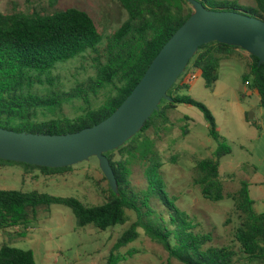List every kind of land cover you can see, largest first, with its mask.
<instances>
[{
	"label": "trees",
	"instance_id": "obj_1",
	"mask_svg": "<svg viewBox=\"0 0 264 264\" xmlns=\"http://www.w3.org/2000/svg\"><path fill=\"white\" fill-rule=\"evenodd\" d=\"M126 12V19L106 37L98 32L92 17L82 9L67 8L51 14L18 12L0 13V128L15 132L63 135L91 127L109 117L131 93L143 77L150 63L174 32L188 19L192 10L186 0H116ZM207 9L234 11L264 21L263 0L239 7L234 1L198 0ZM215 8V9H214ZM237 47L211 42L198 48L188 64L199 70L207 85L217 79L219 64ZM91 52L95 74L77 83L68 91L55 85L52 71ZM248 70L242 75V85L256 93L264 109V64L248 55ZM44 93H39V89ZM108 93L96 107L89 106L91 98L101 91ZM180 84L167 91L172 102L162 100L159 110L153 112L133 138L105 156L117 182V194L107 188L104 201L88 206L75 198H58L35 191L0 190V231L19 228L17 236L34 218L38 207L51 205L68 207L76 218L78 228L88 225L106 231L128 221L127 211H133L137 220L124 231L114 244L107 264H118L114 252L135 242L140 233L159 244L169 258L178 264H237L239 256L250 264H264V212L257 213L249 197L247 183L231 197L235 201L238 225L233 241L237 248L214 247L210 234L197 233L195 225L180 211L174 200L168 198L160 174L163 163L153 139L142 134L153 126V117L167 119V113L183 104L198 108L208 123V136L216 143L212 158L195 161L194 183L204 199L219 202L224 199L219 181V160L230 154L216 130L210 111L201 103L179 96ZM74 100L87 107L77 116L59 115L65 105ZM42 119L38 118V115ZM187 132V131H186ZM115 156H118L115 159ZM0 163L21 165L24 171L39 170L42 175L57 174L66 168H45L0 160ZM144 166L146 190L140 194L131 188V167ZM105 180V178L103 177ZM157 198L167 208V222L152 216L147 203ZM146 208L147 212H142ZM236 249V250H235ZM0 264H35L31 250H20L9 245L0 246ZM170 264V263H167Z\"/></svg>",
	"mask_w": 264,
	"mask_h": 264
},
{
	"label": "rangeland",
	"instance_id": "obj_2",
	"mask_svg": "<svg viewBox=\"0 0 264 264\" xmlns=\"http://www.w3.org/2000/svg\"><path fill=\"white\" fill-rule=\"evenodd\" d=\"M218 1H234L241 8L252 4L251 0ZM67 8L87 12L102 37L115 31L126 19V12L116 0H0V13L4 14H53ZM208 9L212 10V7ZM217 9L225 11V8ZM93 56L88 52L58 65L51 73L56 87L68 91L93 76ZM248 64V54L236 49L219 64L214 83L207 85L199 70L191 64L187 65L175 82L181 86L179 96L189 97L210 111L217 134L231 149L230 154L219 160V181L224 194L222 201L204 199L199 186L194 183L195 161L212 158L216 150V143L208 136V123L198 108L176 105L167 113L166 120L153 117V126L142 134L153 139L159 151L163 163L160 174L166 195L188 216L197 233L210 234L209 245L214 247L237 248L233 241L234 230L238 225L237 214L235 201L229 196L240 189L243 179L241 167L258 160L252 151L255 148L259 152L263 145L260 141L264 140V128L261 127L264 124V109L259 107L256 96L241 82ZM189 77L193 78L191 82H188ZM42 89H39V93H44ZM107 93L108 90L101 91L96 99L91 98L89 106L99 105ZM86 107L83 101L74 100L65 105L59 115L73 118ZM254 109L257 111L252 118ZM38 118L42 119V116L39 114ZM131 169V188L140 194L147 188L143 176L144 166L135 163ZM103 177L95 158L49 176L42 175L39 170L26 172L21 165L0 163V190L23 193L35 191L51 197L75 198L88 206L99 205L104 201L109 185ZM147 205L152 216L167 222V208L157 198H151ZM147 209L143 208L142 212H147ZM126 214L128 221L124 225L102 232L91 225L78 228L76 218L68 207L40 206L27 228L23 229V236H17L19 228L0 231V246L6 244L24 251L32 250L35 258L49 254L51 257L46 264H107L117 239L137 220L135 212L127 211ZM138 232L140 236L135 242L114 252L120 258L118 264H178L169 258L159 244L146 237L141 229ZM237 264L250 263L239 256Z\"/></svg>",
	"mask_w": 264,
	"mask_h": 264
},
{
	"label": "water",
	"instance_id": "obj_3",
	"mask_svg": "<svg viewBox=\"0 0 264 264\" xmlns=\"http://www.w3.org/2000/svg\"><path fill=\"white\" fill-rule=\"evenodd\" d=\"M192 13L154 57L140 81L106 119L78 132L63 135L15 132L0 128V160L51 169L71 167L95 158L117 194L115 175L105 156L141 131L167 91L185 71L199 47L217 42L237 47L264 64V21L234 11L207 9L186 0ZM264 5V0H263Z\"/></svg>",
	"mask_w": 264,
	"mask_h": 264
},
{
	"label": "crops",
	"instance_id": "obj_4",
	"mask_svg": "<svg viewBox=\"0 0 264 264\" xmlns=\"http://www.w3.org/2000/svg\"><path fill=\"white\" fill-rule=\"evenodd\" d=\"M258 100L259 103V97L257 96L256 93H253ZM260 107V105H259ZM255 111L252 114V118L255 116ZM262 128H264V124L262 123L261 125ZM263 143L261 145V150L258 152L255 148L253 149V154L255 157H258V160L255 163L250 164L249 166L247 164L243 165L241 167V176H242V181L247 183L248 186V193L249 197L253 201V208L257 213H262L264 212V140L260 141ZM34 242L35 241H31ZM32 251V250H31ZM33 252V251H32ZM34 256V261L36 264H46L47 261L50 259L49 254H44L41 257L35 258V253L33 252Z\"/></svg>",
	"mask_w": 264,
	"mask_h": 264
},
{
	"label": "built area",
	"instance_id": "obj_5",
	"mask_svg": "<svg viewBox=\"0 0 264 264\" xmlns=\"http://www.w3.org/2000/svg\"><path fill=\"white\" fill-rule=\"evenodd\" d=\"M192 80H193V78L192 77H189L188 82H191Z\"/></svg>",
	"mask_w": 264,
	"mask_h": 264
}]
</instances>
